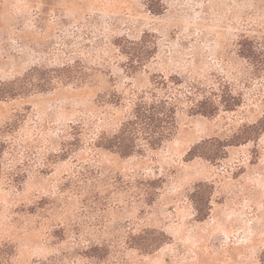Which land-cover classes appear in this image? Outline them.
Masks as SVG:
<instances>
[{
    "label": "rangeland",
    "instance_id": "1",
    "mask_svg": "<svg viewBox=\"0 0 264 264\" xmlns=\"http://www.w3.org/2000/svg\"><path fill=\"white\" fill-rule=\"evenodd\" d=\"M243 37L264 43V0H0V87L68 65L78 77L0 99L13 262L264 264V134L188 156L264 113V68L239 55ZM191 88L242 103L195 114ZM154 95L179 101L171 139L131 156L96 145Z\"/></svg>",
    "mask_w": 264,
    "mask_h": 264
},
{
    "label": "trees",
    "instance_id": "2",
    "mask_svg": "<svg viewBox=\"0 0 264 264\" xmlns=\"http://www.w3.org/2000/svg\"><path fill=\"white\" fill-rule=\"evenodd\" d=\"M238 53L256 67L264 68V43L243 37L238 42ZM135 58L131 60L134 61ZM138 60H141L140 56ZM69 66L42 72V74L31 73L30 76L14 80L8 87L5 84L0 87V99L17 97L31 91L48 90L53 78L65 81L77 79L78 77L70 73L73 68ZM170 81L176 84L182 82L176 76H172L170 80L164 79V87L167 90L169 87L171 88ZM186 92L195 101L190 107L192 112L204 116H214L218 113L220 106L229 111L235 110L242 103L240 96L234 95L231 90H223L219 95V102L208 93L196 98L197 93L194 88L188 89ZM178 106L177 97L171 95L161 97L154 95L151 101L144 99L136 101L130 115L123 119L118 130L113 134H102L97 139L96 145L117 152L121 156H131L147 148H158L175 134ZM263 134L264 113L257 121L244 123L229 139H207L195 145L189 151L188 156L190 159L202 156L213 161L222 156L221 152L225 153L226 147L258 140ZM208 144H211L212 148H206L205 146ZM3 151L0 147V177L2 175ZM206 217V215L199 216L200 220H204ZM0 264H15L12 248L0 246Z\"/></svg>",
    "mask_w": 264,
    "mask_h": 264
}]
</instances>
